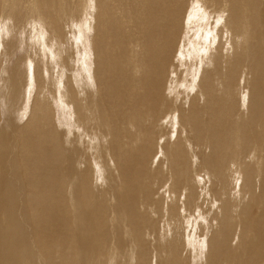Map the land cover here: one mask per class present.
Here are the masks:
<instances>
[{"label":"bare ground","instance_id":"1","mask_svg":"<svg viewBox=\"0 0 264 264\" xmlns=\"http://www.w3.org/2000/svg\"><path fill=\"white\" fill-rule=\"evenodd\" d=\"M0 264H264V0H0Z\"/></svg>","mask_w":264,"mask_h":264},{"label":"rangeland","instance_id":"2","mask_svg":"<svg viewBox=\"0 0 264 264\" xmlns=\"http://www.w3.org/2000/svg\"><path fill=\"white\" fill-rule=\"evenodd\" d=\"M26 118V117H25ZM25 118H24V120H25Z\"/></svg>","mask_w":264,"mask_h":264}]
</instances>
